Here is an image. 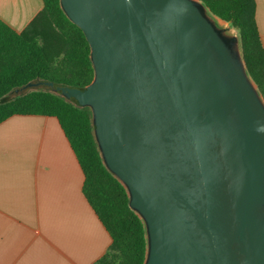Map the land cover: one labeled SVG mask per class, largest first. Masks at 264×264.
Instances as JSON below:
<instances>
[{"label":"water","instance_id":"95a60500","mask_svg":"<svg viewBox=\"0 0 264 264\" xmlns=\"http://www.w3.org/2000/svg\"><path fill=\"white\" fill-rule=\"evenodd\" d=\"M60 6L94 78L22 90L90 109L103 164L144 224V264H264V98L236 30L201 0Z\"/></svg>","mask_w":264,"mask_h":264},{"label":"trees","instance_id":"16d2710c","mask_svg":"<svg viewBox=\"0 0 264 264\" xmlns=\"http://www.w3.org/2000/svg\"><path fill=\"white\" fill-rule=\"evenodd\" d=\"M201 1L238 33L248 73L264 98V46L256 0ZM93 78L90 45L64 14L60 0H43L42 10L21 31L0 19V124L15 115L55 117L83 171V194L111 238L107 253L97 264H144V224L130 209L124 186L103 164L90 109L46 86L22 90L39 81L84 88Z\"/></svg>","mask_w":264,"mask_h":264},{"label":"crops","instance_id":"0c3cea01","mask_svg":"<svg viewBox=\"0 0 264 264\" xmlns=\"http://www.w3.org/2000/svg\"><path fill=\"white\" fill-rule=\"evenodd\" d=\"M257 23L264 46V0ZM43 0H0V19L21 31ZM84 174L55 117L0 124V264H97L111 238L83 194Z\"/></svg>","mask_w":264,"mask_h":264},{"label":"rangeland","instance_id":"374dc122","mask_svg":"<svg viewBox=\"0 0 264 264\" xmlns=\"http://www.w3.org/2000/svg\"><path fill=\"white\" fill-rule=\"evenodd\" d=\"M236 32V31H235Z\"/></svg>","mask_w":264,"mask_h":264}]
</instances>
